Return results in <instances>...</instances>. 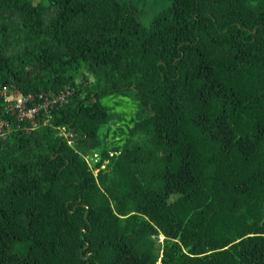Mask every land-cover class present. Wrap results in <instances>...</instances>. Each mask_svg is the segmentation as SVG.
Listing matches in <instances>:
<instances>
[{
	"label": "trees",
	"instance_id": "1",
	"mask_svg": "<svg viewBox=\"0 0 264 264\" xmlns=\"http://www.w3.org/2000/svg\"><path fill=\"white\" fill-rule=\"evenodd\" d=\"M140 3L0 0V88L70 91L0 139V264H264V0Z\"/></svg>",
	"mask_w": 264,
	"mask_h": 264
},
{
	"label": "built area",
	"instance_id": "2",
	"mask_svg": "<svg viewBox=\"0 0 264 264\" xmlns=\"http://www.w3.org/2000/svg\"><path fill=\"white\" fill-rule=\"evenodd\" d=\"M70 91H60L56 93H40L37 95H23L16 92L15 89L9 87L0 88V139L6 140L11 133L16 131H24L28 133L30 130L38 129L39 124L36 121L37 116L41 112H48L51 106L65 102ZM41 100L42 102H35ZM12 117V121L8 119ZM29 122V123H28ZM48 119H44V124ZM28 124V125H27ZM58 136L64 138L69 137L70 142L73 140L71 131L64 127H58ZM67 135V136H65ZM65 139V138H64ZM66 140V139H65Z\"/></svg>",
	"mask_w": 264,
	"mask_h": 264
},
{
	"label": "rangeland",
	"instance_id": "3",
	"mask_svg": "<svg viewBox=\"0 0 264 264\" xmlns=\"http://www.w3.org/2000/svg\"><path fill=\"white\" fill-rule=\"evenodd\" d=\"M141 5L138 6L139 10L141 11L146 10V14L141 15L139 17V21L140 23H142L143 25H146L147 23V19L153 15L154 13L160 11V6L156 9H153L152 7V0H141ZM132 93L131 92H126L124 96H107L101 99V103L108 106L112 112H114L115 114H118L120 116H125V118H130L134 112L136 111V106L135 103L133 102L132 98ZM112 124V122H111ZM120 122L117 123V125L115 126H119ZM113 126V127H115ZM67 136V135H65ZM66 139V141L70 140V138L64 137ZM63 138V139H64ZM98 161V156L93 155L92 159H89L88 162L91 165V167H94V163H96ZM104 167L101 166V168ZM99 169V168H98ZM98 169H94V173H97ZM159 264V263H158Z\"/></svg>",
	"mask_w": 264,
	"mask_h": 264
}]
</instances>
